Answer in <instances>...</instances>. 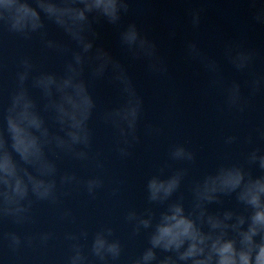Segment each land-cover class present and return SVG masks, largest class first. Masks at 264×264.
<instances>
[{"label":"clouds","instance_id":"clouds-1","mask_svg":"<svg viewBox=\"0 0 264 264\" xmlns=\"http://www.w3.org/2000/svg\"><path fill=\"white\" fill-rule=\"evenodd\" d=\"M133 0H0V75L8 68L4 38L38 40L42 51L68 57L62 72L45 71L29 53L11 58L14 87L0 106V261L48 264L51 246L61 241L68 252L62 264H121L124 243L110 223L90 231L66 201L86 194L89 201L106 190L107 157L95 147L92 122L98 111L93 86L108 80L120 101L99 113L112 132V151L121 161L133 156L144 137H160L161 124L145 122V100L125 65L99 45L98 26L111 25L120 47L142 60L154 78H169V66L157 43L137 23H124ZM251 19L264 26V4L248 0ZM204 9L190 10L198 29ZM59 32L63 39L52 34ZM175 36V32L171 33ZM186 57L207 75V92H218L216 110L240 121L264 95L260 53L238 41L225 42L223 61L243 79H227L222 63L195 40L185 43ZM174 103V101H173ZM226 150L242 146L238 159L228 152L214 169L188 180L197 153L188 142L172 143L167 159L145 180V206L129 208L124 222L129 239L145 244L126 264H264V122L246 135L227 134ZM71 159L89 175L61 168ZM175 163L184 166L173 167ZM187 182V183H186ZM123 181L114 180L108 198L119 199ZM55 212L53 226L39 223L35 210ZM77 225L57 231L58 226ZM13 227H9V226Z\"/></svg>","mask_w":264,"mask_h":264},{"label":"water","instance_id":"water-1","mask_svg":"<svg viewBox=\"0 0 264 264\" xmlns=\"http://www.w3.org/2000/svg\"><path fill=\"white\" fill-rule=\"evenodd\" d=\"M259 3L264 4V0H259ZM200 7L204 9L202 22L198 29H193L189 12ZM130 21L137 23L142 32L157 43L160 54L169 66L168 79L150 76L144 61L132 60L120 47L117 31L111 25L98 26L100 38L97 43L120 60L132 76L144 96L145 122L161 124L165 132L155 138L142 135L141 143L133 149V156L121 161L111 150V130L99 118L100 112L119 103L120 95L108 80L95 83L93 90L98 111L92 122L94 144L107 157L106 190L114 180H121L122 193L116 200L108 198L105 190L94 201H89L83 193L66 201L67 206L75 210L78 223L82 222L90 231H95L103 223H110L116 229L117 236L124 243L121 264H126L128 257L139 254L145 244L142 237L129 239L131 228L124 222V214L129 208L142 210L145 206V180L155 172L159 163L167 159L170 144L188 142V146L197 153L195 164L190 166L188 180H191L214 169L226 151L232 159L241 157L245 149L233 146L226 150L222 142L224 135H246L253 126L264 122V95L256 98L252 111L243 120L237 121L228 114L218 112L216 105L221 101L220 94H206L207 75L185 55V43L195 40L208 55L221 61L227 79L242 80L243 76L234 72L222 57L225 42L238 41L258 50L260 57L256 68L264 71V26L251 19L248 0H133L130 13L124 18L125 24ZM173 31L175 36L171 35ZM52 34L63 39L54 28ZM4 50L9 64L0 75V106L7 102V94L14 87L16 67L11 63L12 57L29 53L42 70L54 72H62L64 62L68 59L54 53L45 54L38 40L24 42L12 36L4 38ZM181 166L184 165H173ZM61 168L76 171L80 175H89L93 171L82 168L71 159H65ZM35 214L39 223L27 230L53 226L55 212L48 206H38ZM76 228L77 225L69 224L58 226L57 231L62 233ZM67 252V244L55 242L48 253V264H62ZM0 264L4 262L0 261ZM24 264H31V261H25Z\"/></svg>","mask_w":264,"mask_h":264}]
</instances>
